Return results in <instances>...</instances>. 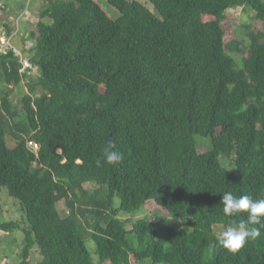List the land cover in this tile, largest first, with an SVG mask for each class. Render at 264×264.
I'll return each mask as SVG.
<instances>
[{"label":"trees","instance_id":"16d2710c","mask_svg":"<svg viewBox=\"0 0 264 264\" xmlns=\"http://www.w3.org/2000/svg\"><path fill=\"white\" fill-rule=\"evenodd\" d=\"M107 1L117 19L97 0H47L25 36L36 39L26 56L37 79L14 53L0 54V194L8 188L26 220L1 227L23 230L19 264H34L35 250L37 264H264V229L235 254L215 231L247 215H225L223 192L264 198V0H149L156 13L138 0ZM238 7L253 12L248 42L226 38ZM7 13L0 6L12 32ZM25 78L20 112L11 94ZM198 135L211 139L207 152ZM109 142L122 154L115 166L101 156ZM143 208L184 227L162 237L155 222L119 217ZM133 233L153 240L137 249Z\"/></svg>","mask_w":264,"mask_h":264},{"label":"rangeland","instance_id":"374dc122","mask_svg":"<svg viewBox=\"0 0 264 264\" xmlns=\"http://www.w3.org/2000/svg\"><path fill=\"white\" fill-rule=\"evenodd\" d=\"M7 3L13 4L12 7L15 6V12H14V21L12 22V27L17 31L18 24L22 23L27 20L29 22V28L25 32L26 36H29L31 32L35 29H37V23L39 21V18L41 16V11L44 6H46L47 0H3ZM108 12V14L113 18L117 19L119 17V13L113 9H115L107 0H97ZM142 2L144 5L149 7L153 12L156 13L154 5L149 0H138ZM7 6V5H6ZM233 10H229V13L231 14ZM237 14V16H234ZM9 18V12L7 13ZM230 19L225 22V27L227 30L226 38L227 40H230V38L233 36H237L240 39H242L245 42H248L247 38V31L248 26L254 25V18H253V12L250 10H244L242 7H240L238 10L234 11V14L230 15ZM16 21V22H15ZM22 21V22H21ZM49 21V20H47ZM17 25H15V24ZM21 25L19 28H21ZM20 29L18 33L15 34V42L16 44L24 51V55H28L29 57L32 55V47H34L36 39H32L31 36L27 39L25 36V39L20 38ZM33 79H37L40 75V69L38 66H35L33 71ZM29 78H25V80L22 82V92L20 91H14L11 94V99L13 100L14 109H17L18 111L22 112L23 105H22V96L23 93H26L29 91V83L33 80ZM41 89H38V92H40ZM196 140L198 142V149L200 152H207L212 148L211 139L209 137H205L202 135H198L196 137ZM12 143V142H10ZM221 161L224 166H227L231 169V171H235L234 161L231 158H228L226 156H221ZM117 205H120V201L118 200ZM58 208L62 214L63 217H67L70 215L69 208L65 201H60L58 203ZM120 218L125 219H132L133 221L137 222L141 219H146L149 222H155L159 233L162 237H168L167 229L168 227H184L183 221L175 216L169 213L166 210H160V209H154L149 210L147 208H143L140 211L136 213H130L126 211H121ZM131 217V218H130ZM79 223L82 222V217L78 218ZM8 222H16L20 223L21 227H24L26 225V220L24 219V211L19 203L18 200L11 197L8 193V188H3L1 194H0V259L3 264H19L21 261V252L25 244V235L23 233V230L21 227L14 228L10 231H5L1 227V223H8ZM83 224V223H82ZM84 226V227H83ZM81 225V231L84 236L90 235L91 229L87 227V225L83 224ZM235 223H230L228 226L225 225H217L215 226L216 233H220L223 230H226L228 227H235ZM130 227H132V223L130 224ZM131 240L133 245L137 249H142L149 242H151L152 236L151 233H146L142 236V238L138 237L137 233H133L131 236ZM87 245L89 247V250L93 254V258L96 261L98 259V256L96 254V245L93 242L92 239H87ZM211 255H212V249H211ZM40 259V254L35 250V255L33 257V263L37 264ZM146 264H152L150 259H147Z\"/></svg>","mask_w":264,"mask_h":264},{"label":"clouds","instance_id":"9594fccd","mask_svg":"<svg viewBox=\"0 0 264 264\" xmlns=\"http://www.w3.org/2000/svg\"><path fill=\"white\" fill-rule=\"evenodd\" d=\"M116 145L109 142L101 149L103 163L115 166L122 160V154L115 150ZM61 151V149H57ZM100 160L97 164H100ZM233 168H229L231 170ZM223 213L228 216L246 213V219H242L235 227H228L220 232L216 240L218 244L230 253H237L246 246L249 241L261 237V229H264V198H254L252 195L236 196L232 192L225 191L221 202Z\"/></svg>","mask_w":264,"mask_h":264},{"label":"built area","instance_id":"2783aa9c","mask_svg":"<svg viewBox=\"0 0 264 264\" xmlns=\"http://www.w3.org/2000/svg\"><path fill=\"white\" fill-rule=\"evenodd\" d=\"M0 6L6 7V4L0 0ZM239 8L240 7L232 8L230 10H233L234 12ZM18 31L19 29H17V31L13 29L12 32H10L2 22L0 23V54L7 55L9 53H14L23 62L21 72L24 73L28 71L29 73H33L35 68L34 64L31 62L29 57L24 55L23 50L15 44V34L18 33ZM28 146L35 152H38L40 149V144L35 140H29Z\"/></svg>","mask_w":264,"mask_h":264},{"label":"crops","instance_id":"0c3cea01","mask_svg":"<svg viewBox=\"0 0 264 264\" xmlns=\"http://www.w3.org/2000/svg\"><path fill=\"white\" fill-rule=\"evenodd\" d=\"M3 1V0H2ZM6 5H7V8H8V12H9V18H8V22H10L11 24H12V22L14 21V12H15V6L14 7H12L13 6V4H11V3H7V2H5V1H3ZM16 22V21H15ZM22 22V21H21ZM15 24V23H14ZM15 25H17V24H15ZM21 25V23L20 24H18V29H20V33H21V35H20V38H25L24 36H26V31L28 30L27 28H29V22L27 21V20H25L23 23H22V25H21V28H19V26ZM26 32V33H25ZM15 44H16V42H15ZM17 45V44H16ZM18 46V45H17Z\"/></svg>","mask_w":264,"mask_h":264}]
</instances>
